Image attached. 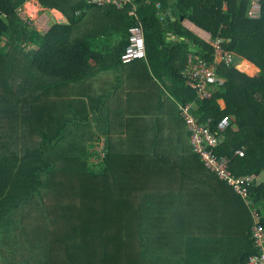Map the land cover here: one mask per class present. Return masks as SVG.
I'll return each mask as SVG.
<instances>
[{
	"label": "trees",
	"instance_id": "obj_1",
	"mask_svg": "<svg viewBox=\"0 0 264 264\" xmlns=\"http://www.w3.org/2000/svg\"><path fill=\"white\" fill-rule=\"evenodd\" d=\"M29 1L0 0V264H247L256 252L249 210L205 168L179 105L193 104L213 132L229 116L217 154L235 177L264 174V0L258 19L250 0H133L120 10L37 0L67 18L48 32L23 21ZM181 18L261 73L223 62L213 98L196 99L182 73L192 55L215 63L214 49ZM136 23L147 60L123 63ZM118 36L126 43L110 45L114 60L99 56L105 68L80 65L83 41L90 53ZM146 61V98L117 95L114 70ZM82 73L99 87H83ZM249 196L264 197V183Z\"/></svg>",
	"mask_w": 264,
	"mask_h": 264
},
{
	"label": "built area",
	"instance_id": "obj_2",
	"mask_svg": "<svg viewBox=\"0 0 264 264\" xmlns=\"http://www.w3.org/2000/svg\"><path fill=\"white\" fill-rule=\"evenodd\" d=\"M101 1L103 3H101ZM128 0H93L94 3L100 5L114 4L118 6ZM252 7L249 11L251 18L260 17V0H250ZM132 2H134L132 0ZM227 5V3H225ZM131 35L129 36V45L125 53H122L121 60L123 63H132L137 60H146L145 38L143 34V27L140 23L130 27ZM221 41L216 40L212 42L214 49L215 63L208 64L197 55H192L189 58L188 64L182 75L185 78V84L195 94L196 99L201 101L210 100L213 94L210 88L216 83H223L224 80L217 76L216 65L225 62L231 64L234 61L232 53L225 51L221 46ZM193 104H180V117L186 125L190 133V141L193 150L199 154L200 160L203 162L207 170L219 176V179L226 182V185L233 189L241 196H248L250 188L253 183V177L244 176L242 180L236 181L235 176L230 170V159L226 156H220L216 150L220 146L223 133L230 127L231 118L229 116L223 117L217 126V131L211 130L210 119L205 123L201 122L192 112ZM235 155L239 157L244 156V150L237 149ZM253 213V212H252ZM254 224L252 226V235L256 246L261 249L259 255L251 257L249 264H264V220L261 214L255 211Z\"/></svg>",
	"mask_w": 264,
	"mask_h": 264
},
{
	"label": "crops",
	"instance_id": "obj_3",
	"mask_svg": "<svg viewBox=\"0 0 264 264\" xmlns=\"http://www.w3.org/2000/svg\"><path fill=\"white\" fill-rule=\"evenodd\" d=\"M33 2L36 3L34 0H30L29 2H27L26 3V7L28 9H30L28 4L33 3ZM54 11L57 12L56 10H54ZM60 19H61L60 21H64V22L67 21V18H64L63 15L60 17ZM185 23H187V25H185ZM183 26L186 29L190 30L192 33H194L199 38L203 39L204 41H206V42L210 41L211 35L208 32H206L203 29H201L198 26H196L191 21L184 20L183 21ZM73 39H74V37L72 35V38H70V41L72 42ZM170 39H171V35H168V40H170ZM82 41H83V39L81 40V42ZM85 43H86V41H83L80 44V48H79L80 51H84L83 46H84ZM113 43H117L118 45H124L126 43V38L118 36L117 38H114V39H111V40H107L105 43H101V45H102V47L104 49L103 51H100L98 47H95V49H91L90 53H88V52L84 53V52H80L79 51L80 55L83 56V57H81V56L79 57V59L82 61L80 63V65L82 63L86 62L89 65L88 68L91 69V70H95L98 66H102V68L103 67L105 68L106 67L105 62H104L103 58H101V60H100L99 56H103V57L106 58L107 61L112 62L114 60V58L111 55L112 51L110 50V48H111L110 45L113 44ZM128 43H129V41H128ZM96 58L99 59L100 61L96 60ZM238 58L241 59V62L239 63V66L243 62H247L250 66H253V68L256 70V73L254 75H250V76L256 77V76H258L261 73V70L257 66H255L254 64L249 62L248 60H246L244 58H241V57H238ZM144 63H147V61L146 62H141V63H135L134 65H131L130 67H128L126 65H121V67H119L120 66L119 65L118 66L119 69H115L114 70V71H119L118 73L120 74V79L122 80V85H123L122 89L125 92L124 96H126V98L128 96H130L131 93L138 94V95L146 98L145 97L146 90L150 88L151 84H150L149 78L146 75V72H145V69H144ZM117 65L118 64H115V65H112V66L114 68ZM241 72H245V71H242V69H241ZM142 74H145L146 76L144 78H142V76H143ZM90 75H91L90 73H82V79H80L82 86L83 87H87V88H90V87L97 88V87H99V85L95 81L91 80ZM126 98H125V100H126ZM220 102L222 103V108L224 109L225 108V102L223 100L220 101ZM246 176L253 177V179H254L253 183H252V186L250 188V191L253 188V185L257 184L258 182H259V184L263 183L264 174H261L259 176H256V175H246ZM249 195L248 196H241L240 195V198L244 201L246 206H247V204L249 206H251V207L247 206V208L249 210V214L248 213L245 214V217H248L247 215H250V217H251V222H252V224H251V234H252V226H253L254 221H255L253 213H252V210L253 209L255 210V204H254V201L252 200L251 196H249ZM261 216H262V214H261ZM261 218H263V220H264L263 216ZM260 253H261V249L257 245L256 246V252L250 255L247 264H249L250 259H251L252 256L259 255Z\"/></svg>",
	"mask_w": 264,
	"mask_h": 264
},
{
	"label": "rangeland",
	"instance_id": "obj_4",
	"mask_svg": "<svg viewBox=\"0 0 264 264\" xmlns=\"http://www.w3.org/2000/svg\"><path fill=\"white\" fill-rule=\"evenodd\" d=\"M34 1L36 3L33 2V3L28 4V6H29L30 9H28L26 7V5H25V7H24V11H25L24 12V16H25V19H23L24 22L30 23V25H32L33 29H37V30H40L42 32H48L54 24H57V23L58 24L59 23L61 24L60 17L62 15H63L64 18H66V16L63 13H60L57 10H56L57 12H55L54 10L45 9V8H43L40 5V3L37 0H34ZM101 3H103V2L101 1ZM131 4H132V0H128V1H126L124 3L118 4V6L116 7V9H118V10L124 9V8L127 7V5H128V8H129L131 6ZM129 13L131 15H133V12H129ZM63 23H67V21H65V22L63 21ZM185 25H187V23H185ZM74 32H75V35H73L74 38L78 34L81 33V32L78 31V29H74ZM128 32H129V36H130L131 35L130 27L128 29ZM143 34H144V29H143ZM210 41H212V40L210 39ZM30 48H34V47L33 46H30ZM240 62H241V59H239L238 57H236V60H235L236 67L238 66V68L242 69V71H245L244 73H246L251 68V66H250V68L245 69V68L242 67L243 66L242 64L244 62L239 66V63ZM246 74H248V73H246ZM252 77H254V76H252ZM119 94H120V96H124V93L122 92V89L121 88H119L117 90V95H119ZM219 104H220V106L222 108V103L219 102ZM222 142H223V140L220 141V145H222ZM93 143L96 144V140L95 139H94ZM214 176H216L217 178H219V176L217 174H214ZM243 178H244V176H237L235 178V180L238 181V179L239 180H242ZM218 180L221 181V182H223V183H226L225 181H222L220 179H218ZM263 183H264V178H263ZM234 193L237 194L235 191H234ZM254 204H255V210L254 209L252 210L253 214L255 213V211H258L264 217V197L258 198L256 201H254ZM247 206L248 207H251L248 204H247ZM28 212L29 213L23 214L25 216V220H27V221H29V218L31 216V213H30L29 210H28ZM28 215H29V218H28ZM216 215H217V213L216 214H213V212H211V217H209V220L212 218V220L214 221ZM178 227H180V226H178ZM176 252H178V250H176Z\"/></svg>",
	"mask_w": 264,
	"mask_h": 264
},
{
	"label": "clouds",
	"instance_id": "obj_5",
	"mask_svg": "<svg viewBox=\"0 0 264 264\" xmlns=\"http://www.w3.org/2000/svg\"><path fill=\"white\" fill-rule=\"evenodd\" d=\"M167 17H168V15H167ZM256 19H258V18H256ZM183 20H184V19H183ZM142 27H143V26H142ZM172 38H174V35H173V36L171 35V39H172ZM211 40H212V39H211ZM214 41H216V40L209 41L208 43L211 44V43L214 42ZM146 55H147V53H146ZM233 59H234V61H233V63H231V64H235V58H233ZM142 60H143V59H142ZM146 60H147V59H146ZM137 61H139V60H137ZM134 62H135V61H134ZM128 64H129V63H128ZM237 69H238V67H237ZM238 70H239V69H238ZM240 71H241V70H240ZM221 101H222V100H221Z\"/></svg>",
	"mask_w": 264,
	"mask_h": 264
},
{
	"label": "water",
	"instance_id": "obj_6",
	"mask_svg": "<svg viewBox=\"0 0 264 264\" xmlns=\"http://www.w3.org/2000/svg\"><path fill=\"white\" fill-rule=\"evenodd\" d=\"M181 21H183V18H181ZM61 23H63V21H61ZM238 69H240V68H238ZM241 70V69H240Z\"/></svg>",
	"mask_w": 264,
	"mask_h": 264
},
{
	"label": "bare ground",
	"instance_id": "obj_7",
	"mask_svg": "<svg viewBox=\"0 0 264 264\" xmlns=\"http://www.w3.org/2000/svg\"><path fill=\"white\" fill-rule=\"evenodd\" d=\"M32 11V10H31ZM33 12V11H32Z\"/></svg>",
	"mask_w": 264,
	"mask_h": 264
}]
</instances>
